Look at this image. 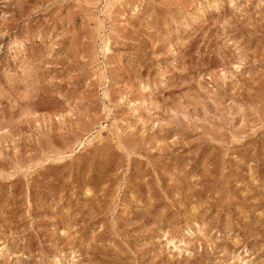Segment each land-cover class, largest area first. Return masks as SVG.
I'll use <instances>...</instances> for the list:
<instances>
[{
	"label": "rangeland",
	"instance_id": "1",
	"mask_svg": "<svg viewBox=\"0 0 264 264\" xmlns=\"http://www.w3.org/2000/svg\"><path fill=\"white\" fill-rule=\"evenodd\" d=\"M107 1L0 0V264H264V0Z\"/></svg>",
	"mask_w": 264,
	"mask_h": 264
},
{
	"label": "bare ground",
	"instance_id": "2",
	"mask_svg": "<svg viewBox=\"0 0 264 264\" xmlns=\"http://www.w3.org/2000/svg\"><path fill=\"white\" fill-rule=\"evenodd\" d=\"M107 1V0H106ZM118 2V0H109V1H107V3H106V5H105V10H106V12L107 13H111V10L114 8V6L116 5V3ZM109 40V39H108ZM105 41L104 43H105V50H106V52H110V43H109V41ZM105 53V52H104ZM104 80V79H103ZM108 93V92H107ZM108 95V94H107ZM108 97V96H107ZM106 130L108 129V126H106V127H104ZM104 131V130H103ZM102 131V132H103ZM110 131V130H109ZM121 130H120V128H116V133L115 134H119V132H120ZM102 132H100L99 133V135H101V133ZM102 136V135H101ZM84 141V140H83ZM81 142V145H85L86 143H91L93 140L92 139H87V140H85L84 142ZM2 245V243H1V241H0V254H2V252L4 251V250H6L5 249V247H2L1 246ZM177 248V247H176ZM178 249V248H177ZM180 251H182V250H180ZM180 255V254H179ZM239 260V259H238ZM235 262H236V260H235ZM241 262V261H240ZM244 263V262H243Z\"/></svg>",
	"mask_w": 264,
	"mask_h": 264
}]
</instances>
